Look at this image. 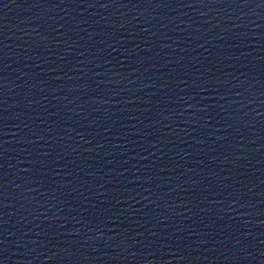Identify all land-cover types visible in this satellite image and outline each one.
Masks as SVG:
<instances>
[{
	"label": "water",
	"instance_id": "water-1",
	"mask_svg": "<svg viewBox=\"0 0 264 264\" xmlns=\"http://www.w3.org/2000/svg\"><path fill=\"white\" fill-rule=\"evenodd\" d=\"M0 264H264V0H0Z\"/></svg>",
	"mask_w": 264,
	"mask_h": 264
}]
</instances>
